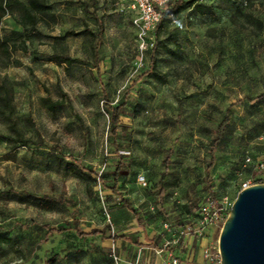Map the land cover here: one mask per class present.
<instances>
[{
    "label": "rangeland",
    "instance_id": "1",
    "mask_svg": "<svg viewBox=\"0 0 264 264\" xmlns=\"http://www.w3.org/2000/svg\"><path fill=\"white\" fill-rule=\"evenodd\" d=\"M46 3L56 22L40 20L39 32L17 43L24 50L0 49L2 95L15 108L0 114V235L10 239L0 264H160L165 224L178 226L206 205L209 186L234 202L245 185L264 184V0H196L167 15L155 50L144 52L135 13L121 0ZM95 17L105 26L100 72L95 39L65 36L96 31ZM20 18L17 11L2 18L0 40L22 29ZM52 54L75 63L50 61ZM105 94L126 111L118 147ZM44 99L59 104L50 111ZM231 105L211 168L214 131ZM120 162L122 197L112 192V175L106 187L97 179ZM44 197L54 203L45 207ZM43 226L63 232L47 238ZM108 226L117 241L77 236ZM221 230L186 240L181 256L200 259V243L219 241Z\"/></svg>",
    "mask_w": 264,
    "mask_h": 264
},
{
    "label": "trees",
    "instance_id": "2",
    "mask_svg": "<svg viewBox=\"0 0 264 264\" xmlns=\"http://www.w3.org/2000/svg\"><path fill=\"white\" fill-rule=\"evenodd\" d=\"M196 0H178L175 2L169 3L165 9L163 10V16L158 24L157 29H160L163 23L164 18L169 15L171 17H174V15H177L182 9H187L192 6V4ZM197 9L201 13H205V8L203 5H198ZM17 11L19 12L21 18L18 21L19 25L21 26V30H13L8 37H4L3 39L0 40V49L5 50V52H8L10 49L13 50H24V47H20L17 45V43L23 39L24 37H28L31 35H34L35 33H38L39 30L37 28L40 20L46 21V19H52L54 22H56L57 17L55 14L52 13L50 5L46 3V0H27V2L20 1V0H0V22L4 16H6L9 13L14 14V12ZM95 22L97 26V30H90L89 28H85L84 30L80 32H74V31H68L66 33V37L68 36H84V35H90L92 36L96 43L94 46V62H95V68L100 72V65H101V55H100V49L103 44V38H104V32H105V26L104 22L100 17H95ZM156 44L152 47V50H155ZM50 61L56 62L58 64H64V65H71L75 63V60L69 57L66 54H52L49 57ZM157 70V58L154 54L151 55L150 58V66L148 69V74L154 75V73ZM5 91V87L3 84L0 83V114L2 116L6 115V112L9 111L10 114H13L15 112V108L12 105L11 98L7 96H3L2 92ZM261 99H264V93L260 96ZM43 103L45 107L53 111L55 107L59 104V102H53L50 99H44ZM103 106L107 110L109 114V119H110V124H111V129H110V134L115 138L114 144L116 147H118L117 143V136L124 128V125L122 124V117L125 115L126 111L124 110L123 105H119L117 107H113L112 102L110 101L109 96L106 94L104 95V100H103ZM231 108L232 105L229 107L227 110V114L225 118L222 120V122L219 124V126L215 129L214 131V137L211 143L210 147V153L212 155V160L210 163V167L215 166V159L214 155L217 151L218 146L220 143L223 141V138L229 131V126L231 122ZM122 165L123 163L120 162L119 167L114 171V173H106L104 175H99L97 177L100 185L102 186H107L106 185V177L112 175L114 178L113 186H112V192L114 194L120 195L118 191V184H119V179H121L122 175ZM92 176V174H91ZM208 190L210 192V198L212 199H217L216 195L214 192H212L211 187H208ZM122 197V195H120ZM43 203L44 206H50L52 203H54V200L52 198L44 197L43 198ZM120 204L123 208H127L131 212L134 211L132 208L131 204L129 201L126 199H121ZM191 209L189 213H191ZM43 228L46 230V236L47 238H50L54 234L62 233V229H55V228H50L48 226H43ZM111 230V227L108 226L107 229H94L89 233H84V232H77V236L80 238H99L100 240L106 241V240H112V241H117L118 238L115 235H107V232ZM9 238L0 235V252L3 250V245L5 243L9 242ZM157 247L156 243H150Z\"/></svg>",
    "mask_w": 264,
    "mask_h": 264
},
{
    "label": "built area",
    "instance_id": "3",
    "mask_svg": "<svg viewBox=\"0 0 264 264\" xmlns=\"http://www.w3.org/2000/svg\"><path fill=\"white\" fill-rule=\"evenodd\" d=\"M178 0H121L128 3L135 12L132 22L137 30V41L141 52L147 51L155 44L154 33L160 23L163 10L171 3ZM138 182L142 186L148 185V178L139 176ZM248 187L247 185L244 188ZM234 202L225 197L222 201L209 197L206 205L187 215L184 223L174 226L165 224L162 245L155 250L161 264H222L219 241L200 243L201 259L192 254L183 258L180 248L188 239L201 241L205 239L209 230L222 229L227 220ZM138 264V263H135Z\"/></svg>",
    "mask_w": 264,
    "mask_h": 264
},
{
    "label": "water",
    "instance_id": "4",
    "mask_svg": "<svg viewBox=\"0 0 264 264\" xmlns=\"http://www.w3.org/2000/svg\"><path fill=\"white\" fill-rule=\"evenodd\" d=\"M222 264H264V184L244 188L219 237Z\"/></svg>",
    "mask_w": 264,
    "mask_h": 264
},
{
    "label": "crops",
    "instance_id": "5",
    "mask_svg": "<svg viewBox=\"0 0 264 264\" xmlns=\"http://www.w3.org/2000/svg\"><path fill=\"white\" fill-rule=\"evenodd\" d=\"M125 4H127L128 5V3H125ZM129 6V5H128ZM130 8V7H129ZM131 9V8H130ZM135 13V12H134ZM203 245H204V243H202ZM159 258V257H158ZM201 259V258H200ZM159 263H160V259H159ZM161 264V263H160Z\"/></svg>",
    "mask_w": 264,
    "mask_h": 264
}]
</instances>
